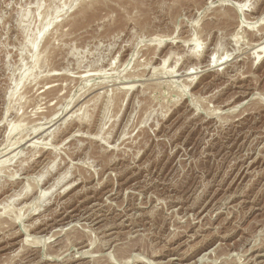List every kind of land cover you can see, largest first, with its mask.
I'll list each match as a JSON object with an SVG mask.
<instances>
[{"label": "rangeland", "instance_id": "obj_1", "mask_svg": "<svg viewBox=\"0 0 264 264\" xmlns=\"http://www.w3.org/2000/svg\"><path fill=\"white\" fill-rule=\"evenodd\" d=\"M263 11L0 0V264H264Z\"/></svg>", "mask_w": 264, "mask_h": 264}, {"label": "bare ground", "instance_id": "obj_2", "mask_svg": "<svg viewBox=\"0 0 264 264\" xmlns=\"http://www.w3.org/2000/svg\"><path fill=\"white\" fill-rule=\"evenodd\" d=\"M243 4H244V3H243ZM243 4L241 3V5H243ZM234 6H237V4L234 5ZM238 7H239V9H241L242 6L239 5V6H237V8H238ZM243 7H244V6H243ZM263 12H264V11H263ZM263 12H262V15L260 14V17H261V18L259 17L260 19H264V13H263ZM259 18H258V19H259ZM42 31H43V30H42ZM42 31H41V32H42ZM42 33H43V32H42ZM42 33H41V34H42ZM39 34H40V32H39ZM39 34H38V36H39ZM261 43H262V41H261ZM256 44H257V43H256ZM33 45H34V44H33ZM254 46L257 47V45H254ZM258 46H259V45H258ZM34 47H35V46H34ZM259 47H260V49H262V51H264V42H263V45H262V46H259ZM259 47H258V48H259ZM256 49H257V48H256ZM257 51H258V49H257ZM260 51H261V50H260ZM170 53H171V52H170ZM166 54H167V53H166ZM168 55H169V54H168ZM212 57H213V56H212ZM224 57H225V56H224ZM211 59H212V58H211ZM221 59H222V58H221ZM212 61H213V60H212ZM212 61H210L209 63H212ZM214 61L217 62V59L214 60ZM220 61H221V60H220ZM226 61H227V60H226ZM214 65H215V64H214ZM191 69H192V68H191ZM191 69H190V70H191ZM127 77H128V76H127ZM189 77H190V76H189ZM192 77H193V76H192ZM190 79H191V78H190ZM192 80H193V79H192ZM125 84H126V82H125ZM128 86H129V84H128ZM97 93H98V92H97ZM34 136H35V135H34ZM36 138H38V137H36ZM29 139H30V138H29ZM26 142H27V141H26ZM27 143L30 144V142H27ZM32 144H35V143H31V146H32ZM29 146H30V145H29ZM13 153H14V152H13ZM10 154H12V152H11ZM16 155H17V154H16ZM53 160H54V159H53ZM51 163H52V161H51ZM46 166H47V167L49 166V162H48V165H46ZM48 168L50 169L51 167H48ZM46 169H47V168H46ZM42 171H43V170H42ZM49 171H50V170H49ZM43 172H44L43 174H46V173H47V172H45V171H43ZM38 174L41 175L42 173H41V174L38 173ZM43 174H42V175H43ZM42 175H41V176H42ZM36 177H37V176H36ZM36 177L34 178L35 180H36ZM38 177H39L40 180L38 179V180H36V182H34V184H36V185H33V186H35V187H38V186H37V185L39 184L38 181L40 182V181H41V178H42V177H40V176H38ZM58 177H59V176H58ZM60 177H61V179H62V176H60ZM17 178H18V177H17ZM25 178H26V177H25ZM32 178H33V177H32ZM20 179H21V178H20ZM29 179H30V178H29ZM58 179H59V178H58ZM35 180H34V181H35ZM46 180H48V179H46ZM46 180H44V181H46ZM55 180H57V179H55ZM25 181H26V180H25ZM25 181H24V182H25ZM29 181H30V180H29ZM47 182H48V181H47ZM69 182H70V181H69ZM69 182H68V184H71V183H72V182H71V183H69ZM31 183H32V182H31ZM37 183H38V184H37ZM44 184H46V182H44ZM44 184H43V185H44ZM58 184H59V183H58ZM68 184H67V185H68ZM72 184H73V183H72ZM27 185H28V184H27ZM27 185H26V186H27ZM64 185H65V184H64ZM44 186H45V185H44ZM56 186H57V184H56ZM68 186H69V185H68ZM30 187H31V186H30ZM52 187H53V185H52ZM74 187H75V184L71 185V188H70L69 191H71L72 189H74ZM23 188H24V187H23ZM27 188H29V187H27ZM46 188H47V187H46ZM33 189H35V188H33ZM33 189H32V190H33ZM50 189H51V188H49V191H51ZM52 189H53V188H52ZM60 189H61V188H60ZM22 190H23V189H22ZM22 190H21V191H22ZM28 190H29V189H28ZM44 190H45V189H44ZM44 190H43V193H41L42 195L39 193L40 195L38 196V198L41 199V198H43L44 195H46V193H44ZM47 190H48V189H47ZM47 190H46L45 192H48ZM26 191H27V189H26ZM40 191H41V190H40ZM40 191H39V192H40ZM19 192H20V191H19ZM19 192H18V193H19ZM27 192H29V191H27ZM4 195H5V194H4ZM12 195H14V194H12ZM24 195H25V192H24ZM31 195H32V194H31ZM17 196H18V195H17ZM17 198H18V197H17ZM15 199H16V198H15ZM33 199H34V198H33ZM33 199H32V200H33ZM40 199H37V200H40ZM28 201H29V200H28ZM38 202H39V201H38ZM38 202H37V203H38ZM35 203H36V202H35ZM32 205H33V203H32ZM2 207H3V206H2ZM5 207H6V206H5ZM5 207H4V208H5ZM27 210H28V209H27ZM17 215H18V214H17ZM17 215H16V217H14V219H15V218L18 219V217L21 216L20 214H19V216H17ZM7 217L9 218V216H7ZM21 218H22V217H21ZM11 220H12V219H11ZM2 221H3V219H2ZM4 221H6V220H4ZM4 221H3V222H4ZM15 221H16V220H15ZM33 223H34V222H33ZM23 226H24V225H23ZM25 230H26V229H25ZM33 231H35V229H34ZM4 233H5V232H4ZM31 236H32V235H31ZM24 238H25V237H24ZM35 239H36V238H35ZM40 239H41V238H40ZM87 254H88V253H87Z\"/></svg>", "mask_w": 264, "mask_h": 264}]
</instances>
